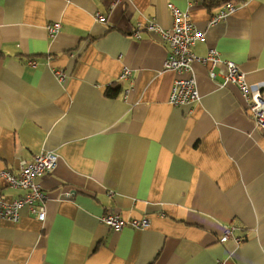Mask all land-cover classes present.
Masks as SVG:
<instances>
[{
    "label": "crops",
    "instance_id": "obj_1",
    "mask_svg": "<svg viewBox=\"0 0 264 264\" xmlns=\"http://www.w3.org/2000/svg\"><path fill=\"white\" fill-rule=\"evenodd\" d=\"M233 2L210 25L224 4L0 0V171L59 155L39 179L46 220L29 209L18 222L0 218V264H264V127L237 86L221 84L232 61L264 99V0ZM170 3L205 34L193 51L216 49L221 59L215 79L194 64L192 105L169 102L177 77L165 69L169 44L133 34L151 19L172 28ZM124 67L133 83L120 78ZM22 193L0 178L6 201ZM107 210L150 225L115 230L99 220ZM228 226L239 245L220 242Z\"/></svg>",
    "mask_w": 264,
    "mask_h": 264
},
{
    "label": "built area",
    "instance_id": "obj_2",
    "mask_svg": "<svg viewBox=\"0 0 264 264\" xmlns=\"http://www.w3.org/2000/svg\"><path fill=\"white\" fill-rule=\"evenodd\" d=\"M116 2L114 3V6ZM169 9L174 17L172 28H165L151 19L145 23L139 22L133 29L136 38L141 39L143 30L154 32L162 37L169 44V54L165 61V69L176 72L177 77L174 80L169 102L173 106L192 105L200 99L198 82L194 74V64L197 62L207 66L212 79L217 76L216 67L221 62L220 55L216 49H211L207 55L199 56L193 48L198 42L205 39V34L198 29L191 20L188 11H182L173 3L169 4ZM237 9V4L233 1L225 3L218 12L211 15L210 25H215L225 20L232 12ZM96 18L100 21H106V17L101 13H96ZM60 23L56 22L49 26L50 33L56 32L60 28ZM36 66V60L30 59L28 62ZM228 71L223 76L222 85L234 84L239 89L242 97L247 102L248 113L253 117L256 125L264 127V99L260 84H251L248 82L246 74L239 66L232 62H226ZM59 81L63 82L67 74L63 70L54 71ZM121 79L133 83L132 71L124 67ZM59 155L54 152H43L35 155L31 163L22 161L18 172L10 170L0 171V178L13 189H21L23 193L13 199L6 201L0 195V218H5L13 222L21 219V211H29L39 220L45 221L46 211V193L39 179L42 175L52 173L58 164ZM100 222L107 224L115 230H122L129 226L137 229H145L150 225V219L143 217H125L121 213L107 210L100 217ZM235 228L226 227L220 242L233 240L237 245L243 241V237L234 234ZM224 264V263H219Z\"/></svg>",
    "mask_w": 264,
    "mask_h": 264
},
{
    "label": "trees",
    "instance_id": "obj_3",
    "mask_svg": "<svg viewBox=\"0 0 264 264\" xmlns=\"http://www.w3.org/2000/svg\"><path fill=\"white\" fill-rule=\"evenodd\" d=\"M229 1H236V2H241L244 0H202V2L208 7V8H212L213 6H217L218 4H225ZM110 93L109 94H113V90L109 89ZM115 94V93H114Z\"/></svg>",
    "mask_w": 264,
    "mask_h": 264
}]
</instances>
